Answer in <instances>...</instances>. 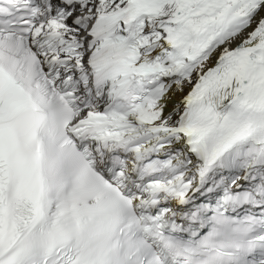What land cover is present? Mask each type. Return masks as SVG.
Segmentation results:
<instances>
[{
    "label": "snow or ice",
    "instance_id": "obj_1",
    "mask_svg": "<svg viewBox=\"0 0 264 264\" xmlns=\"http://www.w3.org/2000/svg\"><path fill=\"white\" fill-rule=\"evenodd\" d=\"M0 264H264V0H0Z\"/></svg>",
    "mask_w": 264,
    "mask_h": 264
}]
</instances>
